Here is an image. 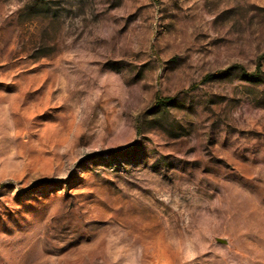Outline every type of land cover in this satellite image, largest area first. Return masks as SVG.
I'll list each match as a JSON object with an SVG mask.
<instances>
[{"label":"rangeland","instance_id":"1","mask_svg":"<svg viewBox=\"0 0 264 264\" xmlns=\"http://www.w3.org/2000/svg\"><path fill=\"white\" fill-rule=\"evenodd\" d=\"M0 264H264V0H0Z\"/></svg>","mask_w":264,"mask_h":264},{"label":"trees","instance_id":"2","mask_svg":"<svg viewBox=\"0 0 264 264\" xmlns=\"http://www.w3.org/2000/svg\"><path fill=\"white\" fill-rule=\"evenodd\" d=\"M233 69H238L240 71V74L248 80L251 81H255V82H259L262 80V74H261V64L258 63L256 69L254 71H248L247 69H245L243 66L241 65H234L230 68L227 69H222V70H217L216 72L212 73V74H208L206 75L202 82L214 79V78H218V77H223L226 76L231 70ZM175 97H162L160 94L156 95V99H155V105H168V104H172L175 101Z\"/></svg>","mask_w":264,"mask_h":264}]
</instances>
